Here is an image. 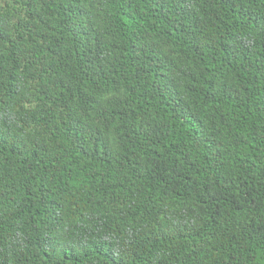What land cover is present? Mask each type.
<instances>
[{"label": "trees", "instance_id": "obj_1", "mask_svg": "<svg viewBox=\"0 0 264 264\" xmlns=\"http://www.w3.org/2000/svg\"><path fill=\"white\" fill-rule=\"evenodd\" d=\"M0 264H264V0H0Z\"/></svg>", "mask_w": 264, "mask_h": 264}]
</instances>
